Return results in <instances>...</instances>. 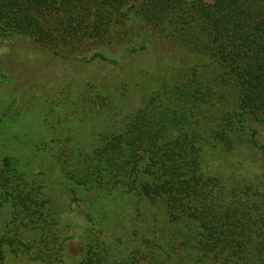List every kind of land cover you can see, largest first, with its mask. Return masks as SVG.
I'll return each mask as SVG.
<instances>
[{
  "label": "trees",
  "instance_id": "1",
  "mask_svg": "<svg viewBox=\"0 0 264 264\" xmlns=\"http://www.w3.org/2000/svg\"><path fill=\"white\" fill-rule=\"evenodd\" d=\"M24 45L73 65L103 61L123 69L148 55L178 68L137 108L128 84L87 99L100 102L92 110L106 133L74 153L68 176L96 194L137 197L139 210L146 199L164 206L172 227L165 221L154 236L163 264H264V163L251 159L264 155L252 126L264 127V0H0V49ZM208 144L232 155L227 185L207 171ZM42 189L0 174L1 202L24 208L46 229ZM176 229L184 241L174 240ZM12 232L0 235V260L5 244L25 235ZM148 255V264H160Z\"/></svg>",
  "mask_w": 264,
  "mask_h": 264
},
{
  "label": "rangeland",
  "instance_id": "2",
  "mask_svg": "<svg viewBox=\"0 0 264 264\" xmlns=\"http://www.w3.org/2000/svg\"><path fill=\"white\" fill-rule=\"evenodd\" d=\"M130 61L123 69L103 61L73 65L34 45L0 49V174L21 187H42L48 200L42 216L48 221L46 229L34 215L30 219L35 222H30L24 208L0 200V235L25 233L5 244L0 264H148L150 251L163 264L166 253L154 246V236L166 221L164 206L146 199L139 210L137 197L96 194L68 176L74 153L84 154L106 133L101 129L104 122L92 110L100 102L96 97L87 99L96 92L117 94L122 84H128L129 98L137 108L164 81L179 74L178 68L163 66L148 55ZM47 120L54 121L53 130ZM252 126L264 145L263 125L252 122ZM203 157L211 162L207 171L221 185L232 181L229 151L208 144ZM256 158L264 163L263 153L251 157ZM70 189H75L78 201ZM151 215L158 216L157 223H148ZM142 216L144 223L139 220ZM177 230L174 240L179 243L185 239ZM173 260L183 261L177 253Z\"/></svg>",
  "mask_w": 264,
  "mask_h": 264
}]
</instances>
